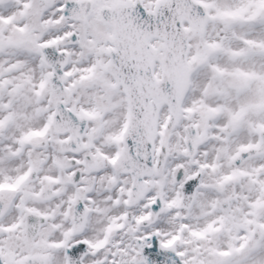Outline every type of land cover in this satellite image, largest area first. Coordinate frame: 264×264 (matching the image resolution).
I'll list each match as a JSON object with an SVG mask.
<instances>
[{
  "label": "snow or ice",
  "instance_id": "snow-or-ice-1",
  "mask_svg": "<svg viewBox=\"0 0 264 264\" xmlns=\"http://www.w3.org/2000/svg\"><path fill=\"white\" fill-rule=\"evenodd\" d=\"M0 264H264V0H0Z\"/></svg>",
  "mask_w": 264,
  "mask_h": 264
}]
</instances>
